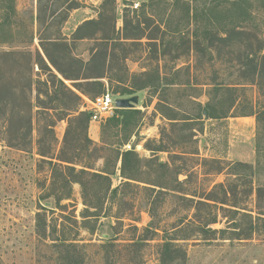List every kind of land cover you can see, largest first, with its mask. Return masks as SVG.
I'll use <instances>...</instances> for the list:
<instances>
[{"label": "rangeland", "instance_id": "1", "mask_svg": "<svg viewBox=\"0 0 264 264\" xmlns=\"http://www.w3.org/2000/svg\"><path fill=\"white\" fill-rule=\"evenodd\" d=\"M232 1L212 9L191 3L188 16L175 0H13L12 10L0 1V54L17 53L0 56V87L18 94L14 108H0V264H162L167 242L173 249L164 264H264V1L247 0L242 9ZM89 20L99 24L76 35ZM126 36L139 39L111 50L118 59L108 60L101 84L116 99L129 98L120 80L145 84L133 95L136 113L119 135L102 134L105 122L89 124L90 153L74 130L65 148L76 156V172L109 174L117 196L105 194L107 182L81 175L88 207L78 184L68 200H58L66 189L59 175L51 178L49 162L58 163L72 115L58 103L41 108L59 93L69 104L50 82V72L62 78L43 48L63 70L74 57L84 64L82 76H97L96 63L86 66L95 40ZM38 55L50 71L37 65ZM80 96L85 106L89 99ZM209 100L217 114L232 101L234 108L222 119H197L199 104ZM252 107L262 112L259 124ZM13 111L30 118L27 139L17 137ZM168 117L191 121L171 124ZM131 147L141 161L127 172L135 181L120 175L119 154ZM212 191L217 203L194 210Z\"/></svg>", "mask_w": 264, "mask_h": 264}, {"label": "trees", "instance_id": "2", "mask_svg": "<svg viewBox=\"0 0 264 264\" xmlns=\"http://www.w3.org/2000/svg\"><path fill=\"white\" fill-rule=\"evenodd\" d=\"M1 3H5V0H0ZM11 2V7L12 8V3L13 0H8ZM38 1V5L41 4V2L43 0H37ZM151 1H156V0H151ZM200 0H175V4H182L183 6H185V9L187 11V16L189 15V11L191 10V3H197ZM203 1L205 4V6L207 7H211L212 8H216V2H218L219 0H201ZM247 0H234L232 1V7L233 8H238V9H242V3L245 2ZM264 1V0H261ZM76 4H72L70 6V9H76L77 6ZM145 4H142L141 7H144ZM215 6V7H214ZM12 10V9H11ZM10 10V11H11ZM10 18V15L6 16V20ZM123 21V25L127 26V23L129 22L127 17H123L122 19ZM99 24V20H89L86 21L84 23H82V25H80L76 31L75 34L77 35L79 32H81V30L83 28H87V27H91V26H97ZM135 32V31H134ZM138 33L136 34L135 32V36H137ZM123 41H121V38H112V37H106L100 40H95L97 43V47H95L91 52V58L89 60V62L86 64V66H91L92 63H96L97 67L96 70L99 71L100 74H97V76H87L84 77L82 76V72L84 70V64L81 60H79L78 58H74V57H69L68 60L70 62L69 65V70L65 71L61 68V66L59 65V63L57 62V60H55V58H53V56H51V54H49V52H47L46 48H43V52L45 57L48 60V63L50 64V66L61 76V78L63 80H67L70 82H73L72 87L75 91H77L80 95L88 98L89 100H92L93 98L105 93V89L103 84H101V79L104 78V70L109 68L108 66V60L109 63L112 62L115 59H118V56L115 55L114 52H112L113 50H115L118 46H123V42H125L126 40L130 39V40H137L139 39L137 38H128V36L123 37L122 38ZM226 37L225 38H220L219 41H226ZM135 43V42H132ZM50 44L52 46H56L58 48H66L67 45L63 44L62 42L59 41H52L50 42ZM156 43H153V45L155 46L154 48H156ZM112 50V51H111ZM17 54V53H16ZM15 53H2L0 54L1 57L4 58H8V57H12L16 55ZM22 54H25V56L28 57L29 62L31 60V55L29 52H23ZM37 65H43L45 68L48 67L46 65V63L44 62L43 58L38 55V59H37ZM40 64V65H39ZM50 71V70H48ZM50 77L52 78L50 80V82L57 83L59 85V87L62 89L63 92H65V95L69 100V104H65L61 98H60V93L56 96H54L53 98L49 99L48 102V106L47 107H41L43 109H53V107H55L57 104H55V106H53L54 103H58V105H61L62 111H64L63 113H65V117H68L69 115H72L70 117V120H68V126H67V130L66 133L64 135V141H63V147L61 149L60 155L58 156V158H56L58 163H50V165H52L51 167V178L54 180L56 178V175H59L61 178V182H62V187L63 189H66V193L62 194V196L58 197V200H68L70 195H71V190H72V184H78L82 190V199L84 202V205L87 206L85 204V200L87 198L86 196V187L85 184L83 182V180L81 179V175H89L91 176L93 179H97V180H102L104 182H107L106 188H105V194L108 195L110 197H116L119 187H116L114 189H111V185H109L110 180L109 177L107 175V173H105L106 175L103 174H90L88 172H86L85 170H80L78 172H76V170L71 167L70 165L73 164L72 161H74V159L76 158V156H74L73 158H69L65 155V148H66V144H67V136L68 134L71 132V130H74L75 134L78 136L77 137V141L80 143L82 151L84 153H90L91 151H94L95 149L91 148V145L93 144L91 140H89V138L87 137V130H88V126H89V122H90V113L89 112H85L82 111V97L80 95H78L77 93H75V91L71 90L70 88H68L62 81V79L57 78L56 75H54L52 72H50ZM137 77V76H136ZM125 80H128L127 78H125ZM83 81V82H81ZM124 80H120L119 83L122 84V95H125L126 97H131L133 95H135L136 91H139L143 88H145V84H141L139 86H124ZM49 83V81H48ZM17 92L9 87H0V108H5V109H9V108H14L16 103H17ZM45 96H47L49 98L48 95V91H46ZM93 97V98H91ZM211 100H209V102L204 105L203 107H201V105L199 104V108H200V116H198L197 119H201V115L204 116L207 119H222L225 118L234 108V102L232 101L229 106L227 107L225 112H222L220 114H217L216 112V108L215 105H212ZM81 108V109H80ZM30 109V108H29ZM255 108L252 107V114L251 116L255 117L256 123L259 124L260 121V117L259 114L262 115V112L260 111H256L254 110ZM115 114L111 117L108 118L105 123L102 125V129H101V133L104 134L105 130L107 129H115L117 130L116 133L119 135V132L122 131L123 127H125L126 123L128 120H131L134 116V114L136 113L134 110L131 109H127V110H115ZM204 113V115H203ZM14 115H17L18 118V123L19 126L17 128V137L18 138H22V139H27L30 136L31 133V124H30V118L26 117V115H22L20 113V111L15 112L13 111L11 116L13 117ZM242 115H246V114H242ZM245 117V116H242ZM169 121H171V124H176L179 121H182L184 123H189L191 120L190 119H175V118H169ZM75 122L76 123V127L74 129H72V123ZM26 129V130H25ZM51 129V128H50ZM119 129V130H118ZM51 134H53V132H50ZM129 140V136L125 135L124 136V142L127 143ZM21 145V144H20ZM158 151H162V150H158ZM41 157H46L43 153L40 154ZM77 157H79V155H77ZM119 158H120V175L123 179L126 180H133L135 181L133 175L129 176L127 174L128 171L130 170H136L138 168V166L140 165V159L138 158L137 154L134 152L133 147H131L130 150H124L122 152H120L119 154ZM125 184H129V182H125ZM217 187H220L221 189H223V185L222 184H218ZM208 198H204V200H198L195 205L196 207L194 208V210H199L201 207H210V204L208 202H212V203H217L214 196V192H209L207 194ZM189 201H193V200H189ZM192 203V202H191ZM88 207V206H87ZM92 209H96L93 208ZM209 223H215V220H210ZM204 233H212V231H210L209 229H207L206 227L203 228ZM171 249H173L172 244L171 243H165L163 245V251H162V264L165 263V259L168 256V252L171 251ZM171 254V253H170Z\"/></svg>", "mask_w": 264, "mask_h": 264}, {"label": "built area", "instance_id": "3", "mask_svg": "<svg viewBox=\"0 0 264 264\" xmlns=\"http://www.w3.org/2000/svg\"><path fill=\"white\" fill-rule=\"evenodd\" d=\"M115 99L116 98L112 96V94L105 91V93L93 98L92 100H86V104L82 107V111L90 113L89 124L102 123L112 117L116 110Z\"/></svg>", "mask_w": 264, "mask_h": 264}, {"label": "water", "instance_id": "4", "mask_svg": "<svg viewBox=\"0 0 264 264\" xmlns=\"http://www.w3.org/2000/svg\"><path fill=\"white\" fill-rule=\"evenodd\" d=\"M136 104H138L137 96L115 99V108L118 110L132 109Z\"/></svg>", "mask_w": 264, "mask_h": 264}]
</instances>
